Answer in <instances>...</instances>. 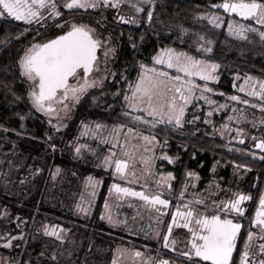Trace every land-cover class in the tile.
<instances>
[{
  "label": "trees",
  "instance_id": "obj_1",
  "mask_svg": "<svg viewBox=\"0 0 264 264\" xmlns=\"http://www.w3.org/2000/svg\"><path fill=\"white\" fill-rule=\"evenodd\" d=\"M223 2L121 0L117 15L111 7L72 11L57 6L62 13L108 25L115 37L114 52L108 63L110 75L77 100L66 124L60 127L51 125L43 114L32 109L27 99L28 84L18 68L20 51L36 41L43 29L34 23L29 25L0 16V211H6L7 215L0 216V232L15 237L9 248L0 246V257H7L11 264L109 263L114 250L99 248L113 246L109 244L110 235L101 237V229L106 230L107 226L101 217L104 202L111 199L108 186L112 180L111 171L102 167V159L111 146L106 133L114 126L122 125L137 133L155 136L153 165L171 172L174 181L182 183L185 175L193 171L200 185L234 182L237 175L232 169L238 165L259 168L256 174L264 178V160L255 163L246 153L237 154L238 149L247 151L252 139L264 140V108L253 106L262 101L240 90L246 76L264 80V40L259 35L264 25L210 7ZM136 7L141 11L137 12ZM212 12L222 17L219 27L201 16ZM229 19L259 31L246 33V39L229 35ZM181 27L187 30L183 34ZM193 33L203 35L205 41L211 40L212 51L198 50ZM166 48L219 65L218 79L207 82L213 91L203 93L215 103L208 106L206 100L193 94L180 127L168 121L160 122V117L129 110L125 99L138 77L140 65L150 68L158 65L153 56ZM196 82L199 86L205 83L201 78ZM231 96H238L240 100H230ZM243 100L249 104H243ZM222 104L227 107L222 109L219 107ZM231 106L244 113L245 118L241 119L244 123L228 119ZM97 123L103 127L95 129L96 135L80 134L82 124L95 126ZM226 123L233 128L243 126L245 148L233 140L235 130L222 129ZM77 145L82 146L79 152ZM161 152L175 158V162L163 159ZM57 169L59 172L53 177ZM89 176L100 181L99 188L89 212L77 213L75 205ZM120 206L117 202L113 209ZM43 222L67 231L61 239L36 231Z\"/></svg>",
  "mask_w": 264,
  "mask_h": 264
},
{
  "label": "snow or ice",
  "instance_id": "obj_2",
  "mask_svg": "<svg viewBox=\"0 0 264 264\" xmlns=\"http://www.w3.org/2000/svg\"><path fill=\"white\" fill-rule=\"evenodd\" d=\"M121 0H64L63 8L77 11L79 9H99L101 7L119 8ZM212 9H223L225 13L231 15L235 13L241 18L247 20L251 18L258 25H264V0H224L223 3L213 4ZM137 12L141 9L136 7ZM5 13L8 17H12L17 21H23L29 25L35 23L40 25L45 20L47 14L50 18L61 17L55 0H0V16ZM149 19L152 16V11H148ZM201 16L209 21L215 27H219L218 21L222 17L215 12L202 13ZM123 20L124 17H119ZM135 22V21H133ZM57 27H61L57 25ZM63 27H67V31H62L60 35L53 39L46 40L43 43H33L25 50L24 55L19 60L21 75L25 76L29 81L33 82L34 88L29 92L31 102L34 107L41 112L53 113L55 111L53 102H65L69 98L73 101L79 99L84 92L96 84L97 81L89 83V74L93 71V67L97 62V49L102 44H107V40L101 41L95 35V29L84 23L71 22L65 23ZM186 29L181 27V33L186 32ZM259 30L251 25L237 23L232 19L228 20L229 35L237 36L241 39H246V33H255ZM196 37L195 43L198 50L203 52H211V40L205 41L204 36L198 33H193ZM259 35L264 40V31H259ZM203 42V43H202ZM205 44L207 47H205ZM112 49H105L107 56ZM153 60L157 64L166 65L168 68H176L178 72L184 76L177 75L170 77L166 72L158 71L157 69H145L143 64L140 65L141 72L134 85L131 87V96H126V100H130V106L135 108L138 105H145L144 111L153 118L160 117V122L166 117L169 123H174L175 126H182L185 117L186 107L192 103L193 93L200 87L195 84L192 77L199 76L205 83L200 88L201 96L199 99L206 100L209 104H214V101L208 99L203 93H211L212 88L207 86V82L218 79L216 70L219 65L202 59H196L185 52H176L174 49L166 48L161 50L157 55L153 56ZM83 72V81L76 86H70L69 78L79 79L80 71ZM98 70V69H97ZM123 79V77H122ZM251 84L247 95L250 97H259L262 101L260 105L254 107L264 108V80H257L251 76L245 77V83L241 85L240 90L245 91V85ZM257 85L259 87L257 88ZM59 99L57 100V97ZM230 100H240L238 96L229 97ZM243 104H249L248 100H243ZM67 109V103L64 104ZM224 108L227 105H219ZM208 113L206 115H210ZM244 113L238 112L235 117H228L229 120L244 119ZM23 119V118H22ZM134 119H140L134 117ZM196 119V117H194ZM191 123V121H189ZM264 123V121H262ZM87 127V126H85ZM103 126L99 123L95 125L96 129ZM117 127H122L117 126ZM224 128H228L225 124ZM129 131H132L131 129ZM243 132V129H237V137ZM144 141L152 143L155 136L141 137ZM80 145L76 146V151L81 150ZM255 147L264 150V140H257ZM55 148V145H53ZM148 149H145L147 151ZM239 151V149L237 150ZM255 155V153H253ZM163 159L169 163H174L175 158L164 155ZM264 160V156L261 157ZM114 163V168L112 164ZM145 173H149L152 168L150 158L143 161ZM105 168H110L113 176L126 175L128 162L123 159H116L115 154L105 156L102 161ZM237 168H245L244 165H238ZM40 169H36L39 171ZM247 170V169H245ZM59 169L53 172V177L56 176ZM188 176H194L195 173L189 172ZM162 178L156 181V184L163 185L167 181L173 179L171 172L165 176L161 173ZM97 181L93 177L86 178L85 187L91 188L92 195H95ZM148 187L147 184L144 185ZM115 190L117 197L123 199L125 196L139 197L144 205L154 209L158 214L154 219L158 222L161 219V208L164 210L170 208V201L162 198V193L157 191L155 195L146 194L143 191H134L128 187H121L119 184H112L109 191ZM172 186L169 184V191ZM181 196L184 195V190H181ZM251 197L243 192L233 193V198L217 203L213 201L211 211L215 214H209V206L206 205L204 199L197 198L195 204L202 206L203 210L194 207L192 201L186 202L182 206H178L177 210L171 212L172 220L167 225V231L163 233V247L165 249L173 247L177 241L172 238L174 228L187 229L190 236L186 239L188 250L181 251L180 255L187 260V264H201V262H210V264H237L234 251L239 248L238 237L242 232V224L237 222L245 214L243 202L249 201ZM92 201L84 202L83 199L75 205L77 213H88ZM222 204V207H221ZM107 208V199L105 203ZM185 210H180V208ZM6 215V211H0V216ZM102 219L107 221L114 227L117 224H124L125 221H117L109 213L102 214ZM252 226L258 229V232L249 230L245 237L243 247L239 251L238 264H264V191L261 192L254 217L251 221ZM44 232L47 235L55 236L57 239L62 238V234L66 229H58L57 226L44 225ZM147 235V233H145ZM154 235L159 237L160 231H156ZM5 239V247L10 246L15 237H0ZM259 241V243H257ZM134 257H143V264H173V261L163 258H155L152 256H144L139 251H133ZM43 255V253H41ZM198 258V259H194ZM55 259V257H53ZM27 264V262H25Z\"/></svg>",
  "mask_w": 264,
  "mask_h": 264
},
{
  "label": "flooded vegetation",
  "instance_id": "obj_3",
  "mask_svg": "<svg viewBox=\"0 0 264 264\" xmlns=\"http://www.w3.org/2000/svg\"><path fill=\"white\" fill-rule=\"evenodd\" d=\"M55 2L58 6L61 5L63 7L64 0H55ZM113 13L117 15L116 8L115 10L113 8ZM196 92H194L193 94L198 95ZM208 106H211V104H208ZM139 116L142 117L140 114ZM209 119L210 118H207L206 122L209 123ZM163 120H167V118H164ZM141 121H145V123H148V121L143 118H141ZM241 122L244 123V120H241L238 123ZM226 124L228 125V123ZM229 128L235 130V136H233V140L236 141L240 148H245L243 146L247 139L244 135L243 126H236V128H233L232 125L228 126V128H224L223 126L222 129L224 131H228ZM238 128L243 129V132L239 135V137H237ZM257 140L260 139L256 138L249 141L250 145L248 147V150H239L237 151V154L241 155L243 153H246L247 155L253 157L255 163H261L263 161L261 157L264 156V150L255 147ZM224 142L227 143L228 139L225 138ZM148 152L149 151L146 152V155ZM253 153H255V155H253ZM164 155L166 154L163 152L160 153V156L164 157ZM120 158H122V156H119L116 159ZM147 158L151 159L152 168L149 173L140 171L142 177L137 175V173H135L134 171L130 172V178L126 176L121 177L120 175L113 176V172L111 170L112 180L109 183L108 192H110L109 189L112 184H119L121 187H128L138 192L143 191L146 194L150 195H155L157 191H159L162 193L163 199H168L170 201V208L168 210H164L162 206H156L158 208H161L162 213L161 219L158 222L156 219H154V217L158 215L156 211L145 206L144 202L139 197L125 196L123 199H119L117 197V194L115 193V190L111 191V195L113 194L115 196V200L111 199L112 201H110V204H108L111 210V215L115 220L125 221V223L117 224L114 227L106 219H104L107 226L106 230L101 229V237L107 234L110 235L111 241L109 242V244H113V246L111 247L112 249L105 248V246L99 248L101 250H114L108 264H143V257H134L132 254L133 251H139L143 253L144 256H152L157 259H168L173 261V264H187L186 258L180 255L181 251L188 250L186 239L190 236V234L188 233L187 229H173L172 238L177 241V244L174 246L175 250H173V247H169L167 249L163 247V233L167 231V225L172 220L171 212L177 210L178 206H182L188 201H192L194 207L203 210L202 206L195 204V200L197 198H200L204 199L206 205L209 206V214H215L211 211L210 207L213 201L220 203L222 201L233 198V193L243 192L244 194L249 195L251 199L249 201L243 202L245 214L243 217L238 218L237 220V222L242 224V232L238 237L239 248L234 251V256L236 257L238 264L239 251L240 248L243 247L247 232L249 230L258 232V229L252 226L251 221L254 217L256 208L258 207V201L261 192L264 191V178H259L256 174L260 169L246 165H244L245 168L234 167L232 170L234 174L237 175V178L234 179V182H210L207 185H200L198 183V175L193 171H189L195 173V175L188 176L186 174L182 183L174 181V179H172L170 181H167L165 184L158 186L156 184V181L162 178L161 173L166 176L169 171L154 167V152H152L151 155H147ZM142 165H144V163H142ZM139 169L142 170L140 167ZM241 179H243L244 181H241ZM145 184L148 185L147 188L144 187ZM169 184L172 186L171 192L169 191ZM182 189L184 190L183 196L180 195ZM117 202L121 203V206L123 207L122 210L120 208L121 206L115 207V209H113V205ZM105 203L106 202H104V206ZM180 210L183 211L185 209L181 207ZM156 231H160L161 233L159 242L157 240V237L154 235ZM145 233H147V235H145ZM104 238L106 237H103V239ZM257 243H259V241H257ZM201 264H210V262H201Z\"/></svg>",
  "mask_w": 264,
  "mask_h": 264
},
{
  "label": "rangeland",
  "instance_id": "obj_4",
  "mask_svg": "<svg viewBox=\"0 0 264 264\" xmlns=\"http://www.w3.org/2000/svg\"><path fill=\"white\" fill-rule=\"evenodd\" d=\"M58 9L60 11V8H58ZM94 10H96V9H93L92 11H94ZM4 16L8 17L6 13H5ZM9 18L13 19L12 17H9ZM92 21H89V20L86 21V20H84L82 18L79 19V18H77L74 15H70L69 13L66 14V13H62L61 12V17H55V18H50L46 14L45 15V20L42 21L40 25L36 24L41 29H43L42 30L43 34L41 36H39L36 41H34L31 44H29L26 47H24L19 53V56H18V68H19L20 74H21V70H20V66H19V60L24 55L25 50L28 47H30L33 43H43L46 40L53 39L55 36L60 35L62 33V31H67L68 28L67 27H63V25L65 23H69V24L71 22L84 23V24L89 25L91 28L95 29V35H96V37L98 39H100L101 41L107 40V44H102L101 47L99 49H97V53H96L97 54V62H96V64L93 67V71L89 74V83H91L92 81H97V83L93 84L88 89L94 88V87H98L99 84L103 80H105L107 76L110 75L109 74V70H108V63L110 62V57H111L112 53L114 52V47H115L114 40H115V37L113 38V35L111 34L113 32V29L109 28L108 25L106 26L105 24H102V23L101 24L100 23H96V20H94V19H92ZM57 25H60L61 27H57ZM106 48L107 49H112V51L107 56H105V49ZM176 52H179V51H176ZM161 66L165 67L166 70L165 69L162 70ZM153 68L157 69L158 71L166 72L170 77H174V76H177V75L184 76V74L178 72L176 68H168L166 65L158 64V65H155ZM153 68L145 67V69H153ZM167 69L174 70V71L168 73ZM140 72H141V70H140ZM140 72H139V74H140ZM139 74H138V77H139ZM21 76L26 80V82L28 84L27 99H28L32 109H34L35 111L43 114L45 116V118L47 119V121L51 125L56 126V127L64 126L66 124L67 118H69L70 115L72 114V110H73L77 100L73 101L71 98H69L65 102H60V103L53 102V107H54L55 111L53 113H51V114L46 113V112L38 111L34 107V105L32 104L31 98L29 96V92L31 90H33V88H34L33 82L29 81L23 75H21ZM138 77H137V79H138ZM199 78H200L199 76L192 77V79L194 80L196 85H198V83L196 82V79H199ZM82 81H83V72L81 70L80 71V75H79V79L69 78L68 83H69L70 86H76L77 84L81 83ZM242 84H244V83H242ZM201 87H203V86H200V87H198L195 90V92L197 91L196 92L197 94L200 92V88ZM258 87H259V85H257V88ZM250 88H251V84L249 83V84L245 85V91H242V92L244 94H247V92L250 90ZM86 91L84 92L83 95L86 94ZM83 95H81L80 97H82ZM126 96H131V88L126 93ZM198 96H201V94H198ZM58 99H59V96L57 97V100ZM65 103H67V105H68L67 109H65V107H64ZM126 103H127V106H128L129 110L131 108V109H133L135 111H142L143 113L146 114V112L144 111L145 105L141 104V105H138L137 107L133 108V107L130 106V104H131L130 100H126ZM222 105H224V104H222ZM237 113L238 112L236 111L235 107L231 106V110L229 111V115L235 117L237 115ZM157 118H159V117H157ZM165 119H166V117H165ZM232 120L237 121L236 119H232ZM164 121H167V120H164ZM85 126H87V127H85ZM95 129H96L95 126H89V125H86V124H82V128L80 130V134L82 136L83 135L94 136V135H96ZM96 130H98V129H96ZM129 130L130 129H128V128L117 127V126L109 128V130L107 131L106 134H107L108 141L110 142L111 146L109 147V150L105 153V155H104V157L102 159V161H103L105 156H108L110 154H115V158H117L119 156H122V158H120V159L126 160L127 162L129 160V162H128L129 164H128V167H127V172H126V175H125L128 178H130V172L131 171H134L135 173H137V175L141 176V172L140 171L144 172V168H145V165H142L143 161L147 158V155H149V154L151 155L152 154L153 148L155 149V140L152 141V143H148L147 141H144L141 138L142 136L151 137L150 135L137 133L135 131H129ZM147 148H148L147 151H149V152L146 155L147 151H145V149H147ZM143 154H144V156H143ZM102 167H103V165H102ZM111 167L112 168L114 167V163L112 164ZM139 167L142 170H140ZM103 168L104 169H108V170L111 171L110 168H105V167H103ZM53 172H55V171H53ZM150 175H152V174H150ZM89 177H93V176H89ZM93 178H95V177H93ZM95 180L98 182L97 186H96L95 195L94 196L92 195L90 187H88V188L85 187V184H86V179H85V181L83 183V186H82V193H81V196H80L81 197L80 201L83 199L84 202H88L89 200H91L92 203L94 202L95 196H96L98 188H99V183H100V181L98 179H95ZM108 193H109L111 199L115 200V196L113 194H112L113 195L112 196L110 192H108ZM111 199L107 200V205L110 204ZM109 212L111 214L110 207L108 206L106 208L104 206L103 214H107ZM8 217H9V215H8ZM44 225H48L49 229H51V226H56V225H50V224H47V223L43 222L36 229V231H42L43 233H45L44 230H43ZM57 228L61 229V227H58V226H57ZM5 234L6 233H3V232L1 233L0 232V237H5ZM7 237H9V236L7 235ZM53 237H55V236H53ZM0 240L2 241L0 243V246L3 247V248H9L11 246V244H12V242H11L10 246L5 247L4 245L6 243V240L5 239H0ZM53 254L56 256L57 252H55ZM58 254H59V252H58ZM0 264H11V262H10V260L7 257H0Z\"/></svg>",
  "mask_w": 264,
  "mask_h": 264
},
{
  "label": "bare ground",
  "instance_id": "obj_5",
  "mask_svg": "<svg viewBox=\"0 0 264 264\" xmlns=\"http://www.w3.org/2000/svg\"><path fill=\"white\" fill-rule=\"evenodd\" d=\"M11 256V255H10Z\"/></svg>",
  "mask_w": 264,
  "mask_h": 264
}]
</instances>
